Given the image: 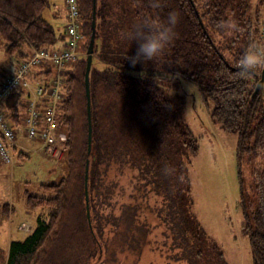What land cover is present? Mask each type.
<instances>
[{
  "label": "trees",
  "instance_id": "obj_1",
  "mask_svg": "<svg viewBox=\"0 0 264 264\" xmlns=\"http://www.w3.org/2000/svg\"><path fill=\"white\" fill-rule=\"evenodd\" d=\"M251 1L161 0L160 8L151 7V0L129 3L134 4V16L140 22L146 17L163 20L171 11L179 13L176 35L163 55L169 64L177 60L204 101L212 102L211 119L237 135L238 159L246 155V162L253 164V200L246 202L243 196L240 200L242 233L250 245L252 264H264V89L254 93L261 71L241 78L236 66L250 41L264 42L260 12L264 6L258 4L254 11ZM99 2L78 0L80 29L82 34L87 30L89 40L85 52L58 72L63 97L56 116L58 130L66 133L58 142L59 162L66 174L60 175L62 169L58 181L38 184L47 195L24 190L26 209L37 211L36 225L25 238L0 248V264H43L74 197L81 202L78 230L82 232L80 240L69 245L68 264H100L103 258L105 264H145L144 254L153 252L163 264H211L201 248L205 237L191 212L184 169V154L196 152L197 139L157 82L165 77V61L159 57L133 66L127 57L136 53L106 52V14ZM123 2H111L113 9L123 12ZM48 6L49 0H0V40L16 65L29 57L32 47L54 48L65 35L66 9L64 33L57 35L43 17ZM230 20L239 31L232 33L227 45L219 46L215 37L222 31L217 25ZM90 45L92 140L88 152L84 74ZM56 76V69L46 62L33 68L29 79L48 85ZM3 80L1 76L0 85ZM26 104L27 91L19 89L3 98L1 108L18 127ZM86 161L90 224L84 199ZM165 168L174 171L165 175ZM12 214L10 203L0 204V226Z\"/></svg>",
  "mask_w": 264,
  "mask_h": 264
},
{
  "label": "rangeland",
  "instance_id": "obj_2",
  "mask_svg": "<svg viewBox=\"0 0 264 264\" xmlns=\"http://www.w3.org/2000/svg\"><path fill=\"white\" fill-rule=\"evenodd\" d=\"M53 1L56 4L54 6ZM116 1L118 0L99 2L101 8L105 7L103 9L106 14L104 50L124 54L136 53L137 43L133 41L131 44L127 39V34L140 23L134 16V4L123 0L121 12L113 9L114 4L111 2ZM250 4H253L252 9L255 11L258 4L264 6V0H252ZM65 9L64 0L63 3L62 0H49V6L43 12V17L55 28L57 35L64 33ZM260 12L264 15V9ZM80 33L78 45L79 49L82 46V50L78 51L81 55L85 52L84 46H87L89 37L87 30H84L83 35L80 29ZM261 35L264 37V30ZM231 39L232 34L222 31L216 35L215 42L223 46ZM96 40L98 48L100 41L98 38ZM161 58L165 61V77L154 79L165 95L176 104L185 126L197 139L196 152L188 150L183 158L192 199L191 212L199 222L205 237L201 246L207 255L205 261L211 264H252L250 245L242 233L240 200L242 196L246 202L253 200V164L246 162V155L243 159H238L237 135L224 131L211 119L208 109L212 107V102L204 101L196 84L184 76L185 69L182 65L177 60H171L169 64L166 62L169 58L164 55ZM15 65V58L6 55L0 40V77L6 78L10 75ZM78 115L80 118L81 114ZM58 136L60 141L65 139L63 128ZM23 139L26 153L24 157L21 156L22 159H18L20 156L16 151L14 163L7 165L0 161V204L10 203L13 208L11 217L3 219L0 226V248L4 249L11 240L25 238L36 225L37 211L30 212L26 209L24 190L33 195H47L38 189V184L58 181L60 175L66 174L64 164L59 162L62 157L60 144L56 146L57 151L54 154H47L40 141ZM80 203L77 197L71 200L70 209L67 210L59 228L58 238L50 246L43 264H68L65 259L70 254L69 245L76 238L80 240L78 233L82 232L78 230V221L80 215L82 216ZM147 254H144L145 264H163V259L158 254ZM104 259L100 264H105Z\"/></svg>",
  "mask_w": 264,
  "mask_h": 264
},
{
  "label": "built area",
  "instance_id": "obj_3",
  "mask_svg": "<svg viewBox=\"0 0 264 264\" xmlns=\"http://www.w3.org/2000/svg\"><path fill=\"white\" fill-rule=\"evenodd\" d=\"M64 3L66 26L63 48L32 47L29 57L19 62L0 85V161L7 165L15 162L19 132L26 139L41 141L47 154H54L61 140L56 113L63 97V80L58 72L79 57L78 42L81 38L78 0H64ZM46 62L53 65L57 76L48 85L33 84L29 79L33 68ZM19 89L27 91V104L23 124L16 127L5 116L1 103L3 98Z\"/></svg>",
  "mask_w": 264,
  "mask_h": 264
},
{
  "label": "clouds",
  "instance_id": "obj_4",
  "mask_svg": "<svg viewBox=\"0 0 264 264\" xmlns=\"http://www.w3.org/2000/svg\"><path fill=\"white\" fill-rule=\"evenodd\" d=\"M151 7L160 8L161 0H151ZM180 15L171 11L163 20L144 18L128 34L127 39L138 45L134 57H127L135 66L139 62H149L161 57L176 35L175 27L179 23ZM217 28L227 34L239 31L234 20L222 21ZM238 75L247 78L253 72L264 71V42L250 41L246 50L237 62ZM174 169L165 168V175H171Z\"/></svg>",
  "mask_w": 264,
  "mask_h": 264
},
{
  "label": "water",
  "instance_id": "obj_5",
  "mask_svg": "<svg viewBox=\"0 0 264 264\" xmlns=\"http://www.w3.org/2000/svg\"><path fill=\"white\" fill-rule=\"evenodd\" d=\"M91 42H93V37L91 38ZM87 63L84 74V84H85V95H86V115H87V123H88V152H90L91 148V140H92V119H91V99H90V86H89V74L93 61V54L91 52V45L87 53ZM260 89H264V71H261L260 79L256 83L254 93H257ZM88 170H89V162L86 161L85 165V175H84V199H85V209H86V217L88 223L90 224V205H89V192H88Z\"/></svg>",
  "mask_w": 264,
  "mask_h": 264
},
{
  "label": "crops",
  "instance_id": "obj_6",
  "mask_svg": "<svg viewBox=\"0 0 264 264\" xmlns=\"http://www.w3.org/2000/svg\"><path fill=\"white\" fill-rule=\"evenodd\" d=\"M62 3H63V0H62ZM52 5L53 6L56 5L54 3V1H53V4ZM64 43H65V35L63 34V37L60 40H58V42H56L54 48H56V49H62L63 46H64ZM23 138H25L24 137V134L21 133V132H19L18 133V147H17V151H18V154H19L20 157L21 156L24 157V153H26L25 150H24L25 147H24V142H23L24 139ZM37 141L38 140H35V142H37Z\"/></svg>",
  "mask_w": 264,
  "mask_h": 264
}]
</instances>
